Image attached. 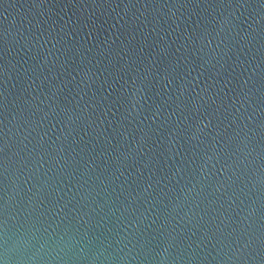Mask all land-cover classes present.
<instances>
[{
	"label": "water",
	"instance_id": "1",
	"mask_svg": "<svg viewBox=\"0 0 264 264\" xmlns=\"http://www.w3.org/2000/svg\"><path fill=\"white\" fill-rule=\"evenodd\" d=\"M0 264H264V0H0Z\"/></svg>",
	"mask_w": 264,
	"mask_h": 264
}]
</instances>
